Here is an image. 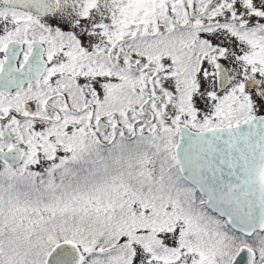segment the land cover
Returning a JSON list of instances; mask_svg holds the SVG:
<instances>
[{
    "label": "snow or ice",
    "instance_id": "1",
    "mask_svg": "<svg viewBox=\"0 0 264 264\" xmlns=\"http://www.w3.org/2000/svg\"><path fill=\"white\" fill-rule=\"evenodd\" d=\"M0 264H264V0H0Z\"/></svg>",
    "mask_w": 264,
    "mask_h": 264
}]
</instances>
